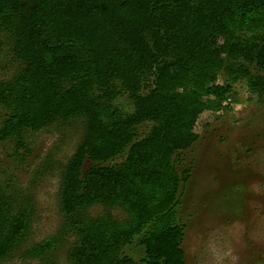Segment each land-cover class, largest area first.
I'll return each mask as SVG.
<instances>
[{
	"label": "trees",
	"instance_id": "16d2710c",
	"mask_svg": "<svg viewBox=\"0 0 264 264\" xmlns=\"http://www.w3.org/2000/svg\"><path fill=\"white\" fill-rule=\"evenodd\" d=\"M5 48L19 68L0 79V142L27 155L28 133L84 120L61 175L63 221L28 256L73 238L72 264H137L125 252L135 243L138 264H186L185 154L208 115L239 103L237 82L264 94V0H0V59ZM34 210L0 180V262L28 238Z\"/></svg>",
	"mask_w": 264,
	"mask_h": 264
},
{
	"label": "rangeland",
	"instance_id": "374dc122",
	"mask_svg": "<svg viewBox=\"0 0 264 264\" xmlns=\"http://www.w3.org/2000/svg\"><path fill=\"white\" fill-rule=\"evenodd\" d=\"M18 68L5 48L0 79L12 77ZM234 89L239 103L232 105V111L208 115L200 139L185 154V164L192 162L193 168L179 210L186 224V264H264V94L250 92L244 80ZM118 104L126 111L133 110L125 95ZM3 116L0 108V121ZM147 129L145 125L140 132ZM83 132L81 118L30 132L26 141L31 152L23 156L14 154L13 141L0 142V180L28 193L35 208L28 238L0 264H72L69 250L73 238L45 258L30 257L27 250L54 235L63 221L59 210L61 175ZM104 211L102 206H94L90 214ZM112 214L118 221L126 218L121 208L112 209ZM125 252L138 264L143 248L135 243Z\"/></svg>",
	"mask_w": 264,
	"mask_h": 264
}]
</instances>
